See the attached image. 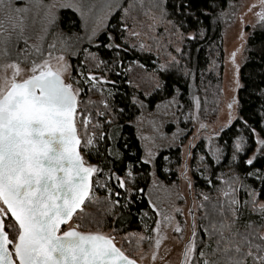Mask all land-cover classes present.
I'll use <instances>...</instances> for the list:
<instances>
[{
  "label": "snow or ice",
  "instance_id": "1",
  "mask_svg": "<svg viewBox=\"0 0 264 264\" xmlns=\"http://www.w3.org/2000/svg\"><path fill=\"white\" fill-rule=\"evenodd\" d=\"M258 6L261 11L256 15L259 27L264 30V0H258ZM137 7L148 17L149 29L155 31L158 26H163L164 34L169 38L168 44H171L173 35L179 40L203 37L206 33L202 18L211 20L216 17L220 0H207L201 6H194L193 0H150L147 8L144 0H128L127 7L104 0L98 10L95 0H0V264H137L116 246L111 235L119 231L112 225L122 226L133 215L136 199L130 194L143 195L137 181L139 171L133 175L131 161L125 164L128 169L126 178L115 177L124 193L114 191L110 184L115 175L112 169L124 163L125 152L134 155L127 141L122 145L119 143L121 122L138 127L140 117L135 115L136 112L142 115L148 106V98L163 96L167 92L170 85L165 76L173 70L184 77L191 75V69L182 63L186 53L181 47L174 48L180 59L169 52L168 59L161 61L158 50L166 48V45L161 44L158 37H153L157 63L150 71L146 64L141 63L138 57L143 54L144 58H150L153 47L129 40L130 36L140 35L129 30L125 22L130 10ZM115 9L124 14L118 18V27L111 26L117 35L105 31L106 42L100 43L98 36L108 27L106 21ZM62 10L71 11L73 15L62 17ZM89 20L92 21L91 30L87 32L89 47L95 45L110 52L106 60H101L96 52H88L87 48L79 53L74 50V45L82 39L77 28L87 31ZM193 25L195 34L185 31ZM37 26V40L43 41L49 35L53 37L49 49H55L56 41H59L62 48H73L71 55L74 57L87 53L84 60L90 58L95 61L97 70L101 65L113 70L125 60L131 68L135 62L145 71L142 79L149 85L148 90L139 91V85H136L138 91L130 96L125 94L123 107H120L115 102L116 94L109 89L107 96L110 99L104 101L105 110L97 113L106 120V124L102 127L97 120L91 126L93 131L90 135L88 116L91 114H85L87 109H81L80 104L91 103L86 98L95 90L93 80L107 82V78L94 75L91 68L85 71L83 63L75 65L78 69L75 75L70 74L63 53L54 67L50 63L52 52L48 51V58H44L41 46L30 43L29 31ZM252 51L255 67L246 77L247 83L241 85L238 71L234 73L237 76L235 88L243 89L245 95L233 96L228 108L229 121L236 109L244 113L236 115L235 119L240 121L250 137L255 138L257 147L242 161L249 170L242 174L236 172L235 168L241 162L237 153L243 154L246 146L251 147L243 136H236L234 150L230 152L227 164L223 165L230 172L227 190L224 187L217 189L224 199L219 196L212 199L201 189L202 202L197 205L193 200V206L188 210L192 217L191 239L184 249L182 264H264V199L260 198L264 196V164L259 163L264 160V137L261 136L264 133V39ZM128 83L131 84L132 80L129 79ZM100 88L103 90L102 84ZM180 92L179 87L174 88L170 99L156 101L154 107L157 110L163 107L162 115L175 117V112L169 110L175 108L178 111L183 107L178 99ZM81 94L85 99H81ZM192 99L195 107L199 108V97L193 96ZM188 118L184 116L185 121ZM249 121H254L256 126L253 127ZM200 127L206 126L201 124ZM105 128H113V131L109 133ZM227 130L222 126L213 135L220 137L221 132ZM182 132L177 126L172 133V143L158 147L174 146ZM231 139L229 137L225 141L223 148L210 149L217 165H221L224 150L233 148L229 143ZM82 151L98 158L100 163H89ZM155 155L149 148L146 156H141L135 163L152 164ZM203 159L200 157L201 161ZM205 170H208L207 166ZM186 171L187 165L184 178L191 190L194 181ZM196 171L206 184L213 183L212 179L200 173L199 164ZM249 179L254 180L256 186L246 183ZM95 188L109 193L103 198L106 206L97 213L88 211L89 204L101 203L102 198L95 194ZM241 191L243 198L240 197ZM148 203L156 209L151 199ZM198 209L201 211L199 232L202 235L197 239ZM172 210L183 214L182 209L174 205ZM137 213L142 221L147 217V212L142 209H137ZM74 218L75 222L69 223ZM86 218L89 224L101 228L109 226L110 232L78 230L85 227L81 222ZM108 218H112L110 224ZM165 219L172 220L173 217L169 215ZM155 223L159 232L160 221ZM175 230L181 231L179 225ZM159 242L157 239V245ZM152 258L155 259V253Z\"/></svg>",
  "mask_w": 264,
  "mask_h": 264
},
{
  "label": "trees",
  "instance_id": "2",
  "mask_svg": "<svg viewBox=\"0 0 264 264\" xmlns=\"http://www.w3.org/2000/svg\"><path fill=\"white\" fill-rule=\"evenodd\" d=\"M237 1V0H220V8L216 10V17H213L211 20L207 17L202 18V24L205 28V35L203 37H200L198 40L194 39H187V40H179L178 42L181 44L182 49L186 53V55L182 59V63L187 65L191 69V75L188 77H184L177 71L173 70L169 75L165 76V79L167 80L168 84L170 85L167 89V92L161 96V95H153L150 98H148V109L154 110V103L156 101H161L166 98L170 99L171 96L174 94V88L179 87L181 92L178 95L179 101L181 105H183L186 110H188L192 105V89H195L199 96L201 97V105L202 108L205 109L207 113H211L210 115H215L217 112V109L219 108L220 103V97L222 94V76H223V58H224V45H223V26L221 22V12H224L227 7L230 5L231 2ZM207 3V0H193L194 6H201ZM128 0H126L123 4L124 7H127ZM150 4V0H144L145 8H147ZM69 15H73L71 11H62L61 16L67 17ZM124 15L122 11L119 9V11L116 13V15L111 19L110 24L108 26V29L106 31H110L113 33V35H117L116 30H114L111 26L117 25L118 27V18ZM146 17L144 15L143 10H141L139 7L130 10V12L126 16L125 22L128 25V29H132L133 26L140 27L141 30H146L147 28L145 24L143 23H133L132 19L133 17ZM75 18V17H73ZM148 20V18H147ZM149 23V21H146ZM79 23V21H77ZM61 27L64 28L65 25L62 23ZM65 30H67L65 28ZM77 31H80V28H77ZM185 31L190 32L192 34H195V26L193 25L192 28L186 29ZM175 35H173V39ZM153 37H158L160 39H163V41H167L169 38L166 34H164L163 26H158L155 34H153L151 37H147L146 39L144 36H138V41L134 37H129V40L131 43L139 44L143 41L147 40L146 46L151 45L153 47V52L151 54L150 58H144L143 54H141L140 57H138L141 60V63H144L147 65L148 70L150 71L152 67L157 63L156 55H157V49L155 48V40H153ZM145 39V40H144ZM264 39V30H256L252 33L248 40V50H247V59L245 64L242 66L240 71V77H241V83L242 85H245L247 83L246 77L252 73L253 68L255 65L252 62V57L254 56V52L252 49L254 46L258 44L260 40ZM98 41L100 43H105V32H103L99 37ZM136 41V42H135ZM140 41V42H139ZM119 42V41H117ZM144 44V42H143ZM87 48L88 52H96L101 60H106L108 56L111 54L107 50L103 48H97L95 45L89 47V45H84L83 49ZM82 50V49H81ZM161 50V51H159ZM159 56L161 61H165L168 59V53L170 52L172 55L177 56L178 59L181 57L174 51V47L172 44L166 45V48L163 47V49H159ZM175 53V54H174ZM84 55H87V53H84ZM84 55H79L76 58H74V65H77L78 63H83L86 65L85 71H87L89 68H91L92 71L98 72L102 74L103 76H106L109 80H112L114 84L106 89L105 86H103V90H101L100 86L95 87V90L88 93V97L86 99H89L91 103L89 104H81V109L86 108L87 113H90L91 115L88 116L89 120V134L91 135L93 129L91 126L96 123L97 120L100 121L101 126L103 127L106 124V120L103 117H100L97 113L99 111L105 110V104L104 101L109 100L110 98L107 96V91L109 89L112 90L113 93H115V102L118 106L123 107L125 94H128L130 96L131 94L137 92L136 85H140L139 91L148 90L149 85L144 82L142 77L145 74L144 69L140 68L133 62V66L129 68L128 61H123L120 66L115 67L113 70H109L107 68H104L103 65L100 66V69L97 70L95 68V61H92L90 58L89 60H84ZM131 53H129V57L131 58ZM84 61V62H83ZM76 68V67H75ZM140 70V72L143 73V75L138 74L136 70ZM259 71V69H256ZM78 69H76L75 72H77ZM141 75V77H140ZM140 77V78H138ZM131 79L132 83L129 84L128 80ZM245 93L243 92V89L238 90L237 96H244ZM85 99V97H83ZM137 117L140 115V112H136L135 114ZM239 115H244L243 112L239 110ZM77 123L79 128V121L80 116H77ZM247 119V117H245ZM123 127L121 129V138L119 143L122 145L125 141H127L129 149L134 153V155L129 154L128 152H125L124 154V163H119L116 167L112 169L113 173L115 174L112 179L110 180V184L114 187V191L124 193V189L119 188L116 181V176H119L121 179L126 178V173L128 169L125 167L126 162L131 161L133 162L132 166V172L133 175L136 176L137 170L139 171V175L137 176V181L139 184V187L143 189V195L141 197L140 194L132 193L130 195H134L136 199V205L133 207V215L126 220V222L121 225H112L113 227H118L120 233H129V232H141L144 231L147 234H150L153 228L155 227V221L157 220V215L155 210L151 207V205L148 203L149 198L147 196V190L151 182V173L152 168L149 164L141 163L137 164L135 163L141 156H143V149L140 142V139L137 134V130L135 125H129L127 122L122 121ZM249 123L255 127L254 121H249ZM183 128H187L186 123H183ZM227 131H222L220 137H219V144L221 148H223L225 141L229 140V137L232 139L229 141V143L233 146L231 149H226L223 152V156L221 157V165H217L215 160L212 158V154L207 150L205 147L204 142L199 143L196 148L193 151L194 157L192 162V174L194 177L195 182V190L197 193V196L200 200V203L202 202V198L199 195V191L203 189L207 194L210 195L212 199H216L218 196L220 199H224L222 195L217 191V189L224 187L226 189V182L230 180V172L227 167H224L223 165L227 164V158L230 156V152L234 150V145L236 142V136H243L246 140V144H250L251 147L246 146V150L243 154L237 153L240 163L235 168V171L238 173H244L245 171L249 170L247 166L243 164V160L252 154L254 149L256 148L255 144V138L250 137L249 133L243 128L240 121L235 120L230 126L227 127ZM81 132L82 137V143H83V129L79 128ZM105 131L111 133L113 131V128H105ZM257 132H260V129L257 128ZM261 136L264 137V133H261ZM82 155H85L86 161L89 163L99 164L100 161L98 158L88 155L82 151ZM163 157H167L168 159L165 160ZM200 157H204L203 161L200 160ZM181 149L180 148H171L169 150L163 151L160 153L156 160V173L160 180L166 182V183H172L177 180V169L181 165ZM260 164H264V160L259 162ZM199 164L200 166V173L203 174V176L208 177L212 179V184H206L205 180L202 178V176L197 173L196 167ZM102 166V165H101ZM206 166L208 170L206 169ZM259 167V164L257 165ZM223 173V175H222ZM246 183L251 184L253 186H256L255 181L252 179H249L246 181ZM128 185L126 184V187ZM215 186V188H214ZM95 194L98 197H101V203L99 204H89L88 205V211L97 213L98 210H102L106 205L103 202V198L108 196L109 193L105 189L95 188ZM240 197L243 198V192H240ZM115 198V197H114ZM123 199V196L120 197ZM261 199H264V196L260 197ZM137 209H142L144 212H147V217L143 219V221L140 219L139 214L137 213ZM201 211L199 212V225L201 223L200 221ZM99 219V215L96 217ZM255 218V215H254ZM109 219V224L111 223L112 218ZM75 222V218H74ZM85 225V227L80 228V230H88L90 228H97V229H110L109 226L104 227H98L96 224H89L88 218L85 219V221H82ZM147 225V227H145Z\"/></svg>",
  "mask_w": 264,
  "mask_h": 264
},
{
  "label": "rangeland",
  "instance_id": "3",
  "mask_svg": "<svg viewBox=\"0 0 264 264\" xmlns=\"http://www.w3.org/2000/svg\"><path fill=\"white\" fill-rule=\"evenodd\" d=\"M125 1L126 0H111V3L124 4ZM95 3L98 10L104 3V0H95ZM118 11L119 9H115L113 14L109 16L106 21L108 26L111 19ZM260 11L261 9L258 6V0H237L231 2L227 9L223 12L224 14L221 16L224 45L222 94L220 97L219 108L217 109L215 115H210L211 113H207L205 109L202 108L201 100L200 107L196 108L192 99V105L188 110H186L184 106L178 111L175 108L169 110L170 112H175V117L171 115H162L164 111L163 107L159 110L156 108L154 110H149L147 107L143 110L142 115L140 113L138 116L140 117L138 121L139 126L137 127L135 125V127L142 145L143 156H146L147 149L149 148L156 153L153 157L152 164H149L152 168V173L151 182L147 190V196L151 199L152 203L156 205V209L154 210L157 215V220L160 221L159 232L156 231L157 224L155 223V227L150 234L141 231L129 233L114 232L111 233V235L114 238L116 246L121 248L122 251L140 264H182L184 259V249L187 246V242L191 239L192 217L188 214V210L193 206V200H195L197 205L200 203L195 190V182L190 190L188 187V180L184 178L185 165H187L186 175L194 181L192 174V162L194 157L193 151L196 146L199 143L204 142L205 147L213 156V152L210 151V149L221 148L218 140L219 137L214 136L213 133L219 131L222 126H225L226 128L230 126L236 120V115H239V109H236V111L232 113L233 119L229 121L230 109L228 108V104L231 102V98L233 96H237L238 94V90L235 88L234 83L237 76L234 75V73L238 71V78L240 80V84L242 85L240 71L247 59L248 40L254 31L261 29L256 15V13ZM93 15H95V12ZM134 18L135 20L132 19V22L145 24L147 31L144 29L141 30L140 27L136 26H133V28L129 30L138 32L140 34L139 36H144L145 39L155 34L158 27L155 31L149 29L147 27L148 22H146L149 21L147 20L148 17H141L139 19V17L135 16ZM91 27L92 21L89 20L87 31L80 28L79 33L82 39L79 44L74 45V50L78 53L81 49H83L84 45H89L87 32L91 30ZM107 29L108 27L105 30H102L99 36ZM38 31L39 26H37L35 30L29 31V35L31 37L30 43H37L41 46L44 52V58H48L47 52L51 51L52 58L50 59V63L54 67L56 66L57 58L63 53L69 65V73L75 75L76 68L74 65V58L77 56L74 57L71 55L73 48H62L60 42L56 41V48L49 49L48 45L53 43V37L49 35L46 36L43 41H39L37 40ZM174 37V39L173 36L170 38L172 46L174 48L181 47V44L178 42V38L176 36ZM134 38L138 41V37ZM143 42L144 44H147V40ZM160 42L164 45H170L168 44V40L163 41V39H160ZM236 65H239L238 70L236 69ZM92 72L96 76H103L98 72ZM136 72V75L138 76L140 70L137 69ZM140 74L143 75L142 72H140ZM93 84L95 87L102 84L106 87V89H108L114 84V82L107 78V82H97L96 80H93ZM193 96L201 99L195 89H192V98ZM83 97V94H81V99H83ZM184 116L189 117L187 121L184 120ZM184 122L186 123L187 128H183L182 125ZM201 124H204L206 127L201 128ZM177 126L182 129L183 132L175 141L174 146L170 148L158 147V145H168L172 143V133L176 131ZM190 143L192 145L191 148H189ZM171 148L181 149L182 161L180 167L177 169V180L172 183H166L158 178L155 165L160 153ZM189 152H191V155H189ZM173 205L182 209L183 214L181 215L173 211ZM199 212L200 210L198 209L196 212V223L198 226L197 239L199 238V235H202V233L199 232ZM169 215L173 217L172 220L165 219V217ZM73 222L74 221L70 223ZM177 225H179L181 229L180 232H176L175 230ZM97 230L106 234L110 232V229L97 228L80 231ZM148 237H151V239H148ZM157 239L160 241L159 245L156 243ZM153 253H155V259L152 258Z\"/></svg>",
  "mask_w": 264,
  "mask_h": 264
},
{
  "label": "flooded vegetation",
  "instance_id": "4",
  "mask_svg": "<svg viewBox=\"0 0 264 264\" xmlns=\"http://www.w3.org/2000/svg\"><path fill=\"white\" fill-rule=\"evenodd\" d=\"M124 253H125V252H124ZM125 255H127V254L125 253ZM129 257H130V256H129ZM130 258L133 259L132 257H130ZM137 264H140V263L137 262Z\"/></svg>",
  "mask_w": 264,
  "mask_h": 264
},
{
  "label": "water",
  "instance_id": "5",
  "mask_svg": "<svg viewBox=\"0 0 264 264\" xmlns=\"http://www.w3.org/2000/svg\"><path fill=\"white\" fill-rule=\"evenodd\" d=\"M95 175V174H94ZM70 223V222H69Z\"/></svg>",
  "mask_w": 264,
  "mask_h": 264
}]
</instances>
